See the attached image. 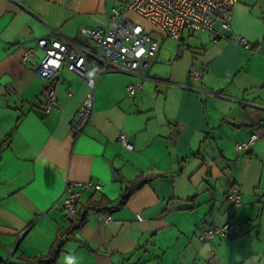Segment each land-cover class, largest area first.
I'll return each instance as SVG.
<instances>
[{"label":"crops","instance_id":"1","mask_svg":"<svg viewBox=\"0 0 264 264\" xmlns=\"http://www.w3.org/2000/svg\"><path fill=\"white\" fill-rule=\"evenodd\" d=\"M121 1L0 0V264L45 255L78 218L61 209L65 185L89 180L101 189L81 190L85 221L53 264H264V0H237L229 29L215 21L216 42L211 32L175 40L153 30L159 48L145 77L99 75L90 122L73 136L89 86L62 66L57 107L44 113L46 84L21 63L19 45L55 30L89 46L79 29L105 26ZM233 34L248 46L232 43ZM42 55L36 49L34 61ZM191 68L203 71L200 81ZM136 81L141 88L128 96ZM252 133L260 137L236 150ZM138 175L154 177L122 207L85 210L89 198H118ZM234 186L239 204L226 197ZM227 221L239 225L233 235L199 240L200 230Z\"/></svg>","mask_w":264,"mask_h":264},{"label":"built area","instance_id":"2","mask_svg":"<svg viewBox=\"0 0 264 264\" xmlns=\"http://www.w3.org/2000/svg\"><path fill=\"white\" fill-rule=\"evenodd\" d=\"M237 0H123L111 7L107 15V23L103 27H81L79 34L90 41L89 46L79 43L53 30L49 34L34 39V46L22 47L20 61L32 68L44 80L42 110L48 113L57 107L55 96V78L62 66L79 75L90 90L81 107L71 120L70 131L74 136L82 133L89 124L94 111L93 89L96 79L108 70L136 73L145 77L151 65V59L159 48L158 41L152 31L136 23L129 13L136 14L150 23L154 29L168 38L180 40L184 31L211 32L216 42L221 34L214 29V23L219 21L225 29L231 27V13ZM229 40L239 46L247 47V40L236 34ZM43 53L40 61L35 62V50ZM183 48H181L182 50ZM203 71L191 68L189 77L200 81ZM141 81L129 83L126 86L128 96H132L141 88ZM260 137L252 133L247 140L237 142L238 151L246 150ZM119 141L130 147L124 131L119 132ZM101 183L89 180L87 182L67 183L61 209L69 217L78 216L77 201L83 188L95 191L101 189ZM227 199L235 204L241 203L242 195L237 187L227 192ZM138 220L143 216L137 214ZM239 225L227 221L221 226H211L198 232V238L207 242L215 236L233 235Z\"/></svg>","mask_w":264,"mask_h":264},{"label":"trees","instance_id":"3","mask_svg":"<svg viewBox=\"0 0 264 264\" xmlns=\"http://www.w3.org/2000/svg\"><path fill=\"white\" fill-rule=\"evenodd\" d=\"M154 175H138L133 180L128 182L125 187H123L118 198L114 200H109L106 197L102 196L99 199L95 200L89 198L85 203V210H94V211H110L114 208L122 207L125 205L128 198L131 194L136 191L139 187L147 183ZM82 211L78 212V218L74 224L70 227L60 230L52 244L50 245L48 252L45 255L38 256L36 258H25L27 264H53L56 262L59 252L64 241V238H68L74 235L76 229L85 221L86 213Z\"/></svg>","mask_w":264,"mask_h":264},{"label":"rangeland","instance_id":"4","mask_svg":"<svg viewBox=\"0 0 264 264\" xmlns=\"http://www.w3.org/2000/svg\"><path fill=\"white\" fill-rule=\"evenodd\" d=\"M129 15H130V17H132V19H133L136 23H139V24L142 25L144 28H146V29H148V30H151V31H153V30L155 31L154 27H153L150 23H148L144 18H142V17H140V16H138V15H136V14H133V13H131V14H129ZM154 35H155L156 38L159 37V36H157V34H155V33H154ZM196 35H197V36H206V33L197 32Z\"/></svg>","mask_w":264,"mask_h":264},{"label":"water","instance_id":"5","mask_svg":"<svg viewBox=\"0 0 264 264\" xmlns=\"http://www.w3.org/2000/svg\"><path fill=\"white\" fill-rule=\"evenodd\" d=\"M111 178L113 180H117L118 179V175H117V173L114 170H111ZM83 214H84V212H83Z\"/></svg>","mask_w":264,"mask_h":264}]
</instances>
